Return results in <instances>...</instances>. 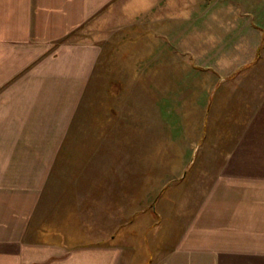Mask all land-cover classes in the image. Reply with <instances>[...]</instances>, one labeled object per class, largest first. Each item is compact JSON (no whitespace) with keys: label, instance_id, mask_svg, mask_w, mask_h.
Wrapping results in <instances>:
<instances>
[{"label":"crops","instance_id":"1","mask_svg":"<svg viewBox=\"0 0 264 264\" xmlns=\"http://www.w3.org/2000/svg\"><path fill=\"white\" fill-rule=\"evenodd\" d=\"M12 1L0 0V65L8 67L10 47L31 53L17 73L29 68L24 76L36 79L35 93L52 90L69 100H95L94 108L102 114L97 113L95 122L83 118L82 126L118 127V137L125 141L140 132L145 136L143 128L150 132L145 138L165 127L173 136L186 127L194 132L180 134L190 149L176 161L181 164L180 173L172 172L176 181L158 191L150 182L141 184L127 200L129 219L117 224L107 220L106 207L99 219L83 217L75 190L78 181L70 189H54L56 174L49 173L40 179L50 183L41 182V187L0 185V264H264V0L251 1L247 11H234L233 0H211L217 11H208L209 0H181L178 66L185 63L199 75H181L178 81L164 70L162 75L150 70L158 52L155 37L170 32L164 0H147L144 12L140 6L131 14L147 21L144 46L151 51L139 61L149 73L140 78L133 73L124 78L106 74L107 61L100 62L95 46H51L117 0ZM198 6L201 11H195ZM163 37L167 46L162 45V52L170 46ZM179 81L180 93L171 109L170 86ZM252 81L263 84L253 95ZM116 83L123 85L117 92L111 89ZM205 127H226L227 136L228 127H242L243 133L239 144L226 143L225 154L201 156L199 148L215 140ZM86 143L83 140L81 148ZM122 145L126 143L115 147ZM85 157L84 152L80 163L89 164ZM86 158L105 162L100 154ZM156 172L154 168L150 175ZM98 178L75 177L92 182ZM82 184L84 192L91 189ZM12 191L10 199L6 195Z\"/></svg>","mask_w":264,"mask_h":264},{"label":"rangeland","instance_id":"2","mask_svg":"<svg viewBox=\"0 0 264 264\" xmlns=\"http://www.w3.org/2000/svg\"><path fill=\"white\" fill-rule=\"evenodd\" d=\"M146 1L140 0L141 5L139 0L114 1L112 5L104 7L96 15L85 20L67 36L52 42L51 46L55 44L54 48H56V45L61 46L65 43L95 46L100 62L107 61L108 67L104 70L109 76L124 78L127 74L133 73L139 78L143 77L149 73V68L145 65L141 66L143 63L139 61V57L142 54L146 56L151 51L145 49L144 46L148 38L147 26H145L147 21L134 19L135 17L131 14L137 9L139 11L140 6L141 13L144 12ZM251 1L256 2L255 0H233L234 11L251 9L253 7L250 5ZM164 2L168 4L166 11H169L171 17L170 32L164 37L163 35L155 37V39L159 38V40L156 39L158 40L156 43L155 41L153 43L154 51L158 52L153 54V62L156 64L154 69L150 67V70L155 75H162V70H164L170 78L175 77L176 81L181 78V75H199L197 71L187 68L185 63L182 68L178 66L181 64V45L178 43L181 40V18L177 16L180 17L181 0H164ZM214 4L215 2L209 0V6L212 9L208 11L218 10L219 7ZM199 7L201 8L198 6L195 11H201ZM12 9L13 6H11V16L15 14ZM154 26L161 28V25ZM163 32L166 33V31ZM162 37L170 44L164 52L161 51L162 45L164 47L167 45L161 41ZM234 38L237 39V37ZM30 54L18 52L15 47H10L7 54L8 67L0 65V83L8 80L4 86L0 85V185H10L12 188L13 185L21 183L23 187H41V182H50L40 178L49 177V173H54L56 178L53 176V184L51 183L54 189L57 186L61 190L70 189L71 184L78 181L74 189H78L77 203L82 206L79 210L82 214L84 212V218L99 219L102 214L105 215L104 207H106L107 220L112 224H117V222L129 219L131 205L127 203V200L131 198L129 195L133 190L142 188L141 184L146 185L150 182L155 191H158L168 183L176 181L172 178V172H181V164L176 161L190 147L181 141L180 134L187 136V133L194 132L193 127H186L187 133L181 129L174 136L171 135V131L168 133V127L167 129L165 127L159 129L160 134L155 132L152 134L153 137L146 138V134L150 132L143 128L142 132L145 136H140V132L136 138L132 135L128 141L118 137L119 134L116 132L118 127H83L82 124L85 125L83 118L95 122L98 117L97 113L102 114L94 108L96 101L69 100L64 98L65 94L57 95L52 90L46 93L38 91L35 93L33 88L37 86L36 79L29 77L28 74L27 77L24 76L29 68L24 69L21 75L17 73L19 63L23 64ZM53 54L59 55V52L53 51ZM145 56V60L150 63V58L146 59ZM237 59H233V62ZM135 62H137L136 66H134ZM37 63L39 61L33 62V64ZM130 63H133L132 66H129ZM179 82L170 84L172 86H170L167 97L169 101L167 106L171 109L175 107V97L180 93L181 81ZM260 84L253 83V81L249 84L250 86L247 84L251 88V95L263 86ZM59 86L49 85V88L58 89ZM111 87L116 91V88L117 90L122 89L123 85L116 83L114 87L113 85ZM46 97L51 99H45ZM83 106L86 108L84 109ZM241 128L234 127L233 130V127H228L227 136L226 127H205L203 131L209 133V138L213 134L215 140H212V143L218 146L215 147L207 139L208 143H206L211 146L204 143L197 154L201 156L225 154L227 142L233 140V145L239 144L243 133ZM160 136L164 139L162 140ZM83 140L87 142V147L84 149L81 148ZM119 143H126V146L115 147ZM89 145L92 146L88 147ZM193 150L192 147L190 151ZM82 151L85 152L86 157L104 155V164L93 163L92 161H96L95 158L86 157L84 161H90V163H80L82 153H84ZM164 156L169 157L164 158ZM75 159H79L77 164L70 162ZM154 168L158 172L153 176L150 173ZM75 173H80V175H75ZM86 174L99 178L93 182L83 181L82 178L75 179L79 176L84 177ZM83 182L90 184L91 189H86L84 192ZM14 195L12 191L6 196L12 199ZM140 203H143L142 199L139 200V206H141Z\"/></svg>","mask_w":264,"mask_h":264}]
</instances>
